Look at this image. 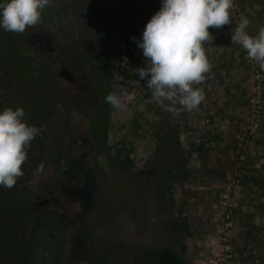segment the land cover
Returning <instances> with one entry per match:
<instances>
[{"label": "rangeland", "instance_id": "rangeland-1", "mask_svg": "<svg viewBox=\"0 0 264 264\" xmlns=\"http://www.w3.org/2000/svg\"><path fill=\"white\" fill-rule=\"evenodd\" d=\"M147 1L159 10L161 0ZM233 4L232 23L210 27L203 42L211 76L193 86L204 100L179 114L146 95L152 90L135 73L133 81L118 75L128 51L142 54L132 37L141 38L147 10L109 32L118 56L108 76L88 45L92 0L67 2L58 36L42 21L23 33L0 29V109L22 107L41 129L23 174L0 186V264H156L165 246L184 264H264V70L231 42L241 13L250 35L264 26V0ZM109 94L123 107L106 102ZM160 124L178 129L191 150L179 180L170 174L173 140L160 136ZM121 140L132 146L130 170L113 164ZM81 151L96 178L86 212L78 220V202L64 197L35 210L22 195L44 191L59 174L57 161Z\"/></svg>", "mask_w": 264, "mask_h": 264}, {"label": "clouds", "instance_id": "clouds-1", "mask_svg": "<svg viewBox=\"0 0 264 264\" xmlns=\"http://www.w3.org/2000/svg\"><path fill=\"white\" fill-rule=\"evenodd\" d=\"M51 0H0V29L23 33L41 21ZM233 0H161V6L146 23L139 40L132 37L146 58L137 68L139 80L146 81L152 99L174 114L194 110L204 100L200 87L206 75L211 76V64L203 42L211 35L209 28H221L232 23ZM251 21L243 13L231 34L247 56L264 70V26L255 35L247 28ZM116 109L123 107L114 94L105 97ZM167 102V103H166ZM177 105L179 107H177ZM22 107L0 109V186L11 188L22 173L27 148L41 129L29 124Z\"/></svg>", "mask_w": 264, "mask_h": 264}, {"label": "trees", "instance_id": "trees-1", "mask_svg": "<svg viewBox=\"0 0 264 264\" xmlns=\"http://www.w3.org/2000/svg\"><path fill=\"white\" fill-rule=\"evenodd\" d=\"M69 0H51L50 4L44 9L42 13L41 21L48 24L52 28L55 35H61L66 32L64 26V16L66 13V6ZM92 7L95 11L94 14V27L93 31V43H88L91 47V55L93 58L101 59V70L102 75L108 76L110 63L115 61L116 56H118L113 48V42L109 36V32L114 28L128 27L132 20V17L139 12L149 11L152 16L157 8L150 5L147 0H92ZM226 26L225 28H227ZM111 42V43H110ZM94 46V48L92 47ZM126 59L124 61L127 67H124L122 71H119L118 75L133 81L135 77L138 78L137 68L143 67L146 58L142 54L140 56L133 55L132 52H127ZM135 73V77L132 76ZM145 89H148L146 82L143 83ZM146 95H152V91H147ZM102 124H106L104 120L101 121ZM160 136L168 135L173 140V145L175 152V165L174 170H172L173 180H179L184 177L185 166H186V151L180 144V139L178 135V129L170 128L166 126L163 128L160 124L158 126ZM160 138V137H158ZM196 149L203 148L202 144L200 146H195ZM132 153V146L124 141H119L115 145V161L114 165H118L121 169H132L133 159L130 156ZM112 161V160H111ZM119 162V164H118ZM171 172V171H169ZM156 264H184L182 257L178 254L172 247H162L158 254Z\"/></svg>", "mask_w": 264, "mask_h": 264}, {"label": "flooded vegetation", "instance_id": "flooded-vegetation-1", "mask_svg": "<svg viewBox=\"0 0 264 264\" xmlns=\"http://www.w3.org/2000/svg\"><path fill=\"white\" fill-rule=\"evenodd\" d=\"M39 119V123H40ZM38 144L41 143V136L36 137ZM33 143H30V147L27 151H30ZM87 152L81 151L77 156H69L60 158L57 161L58 175L53 178L47 188L39 194L32 197H24V199L33 201L35 210H39L41 207L58 204L61 197L67 198L71 201H77L80 207V213H77L78 220L81 218L83 211L81 209V203L84 198L88 196L89 189L92 186L96 188V178L92 169L86 163ZM52 180V179H51ZM58 190L59 195H54L53 192ZM95 191V190H94ZM94 193V192H93Z\"/></svg>", "mask_w": 264, "mask_h": 264}, {"label": "water", "instance_id": "water-1", "mask_svg": "<svg viewBox=\"0 0 264 264\" xmlns=\"http://www.w3.org/2000/svg\"><path fill=\"white\" fill-rule=\"evenodd\" d=\"M94 190H95V186H92L89 189V194H88L87 198L85 197L83 202L81 203V209H82L83 213L86 212L87 207L93 202V192H94Z\"/></svg>", "mask_w": 264, "mask_h": 264}]
</instances>
